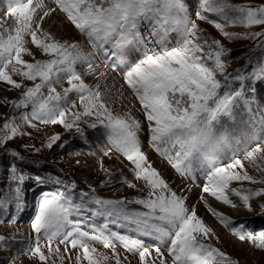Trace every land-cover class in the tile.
I'll return each instance as SVG.
<instances>
[{
    "label": "snow or ice",
    "instance_id": "snow-or-ice-1",
    "mask_svg": "<svg viewBox=\"0 0 264 264\" xmlns=\"http://www.w3.org/2000/svg\"><path fill=\"white\" fill-rule=\"evenodd\" d=\"M52 2L55 7L48 6L44 0H7L6 17L14 18V23L7 25L6 21H0V82L24 90L20 99L12 102L14 109L21 110L19 114L8 117L0 126V146L17 135H28L20 132L18 121L31 127H36L31 123L33 120L61 125L66 130L74 129L82 137L85 135L82 123L94 130L102 129L110 145L104 155L115 151L129 161L135 180L143 183L138 187L136 183L124 182L138 192L147 189V195L131 199L103 198L96 188L90 187L89 191L80 190L77 197L75 182L57 179L61 190L42 194L31 223L34 238L26 242V254L40 264H48L53 255L60 253L59 246L53 247L58 241L65 245V252L69 247L82 251V256L75 257L76 264L82 260L87 264H108L110 259L115 264H126L128 257L122 259L116 251L119 243L126 252L137 256L138 264H167L162 246H166L171 264H237L224 251L205 242L214 235L213 229L153 167L142 150L140 136L146 125L154 151L168 160L181 176H194L197 169L202 171L206 178L203 193L231 206H236L233 197L238 198L252 210L250 201L264 197V187H246L243 182L264 185V175L259 179L250 175L244 161L254 164L258 155L264 158V108L258 105L255 87L256 83L264 82V64L247 74L239 70L235 74L227 73L224 57L229 50L220 40L206 36L198 21L212 24L226 39H253L258 41V47L264 48V30L243 36L225 30L233 25L264 28V5L201 0L193 18L185 0ZM57 10L88 36L93 47L103 49L111 45L113 69L124 66V79L141 105L143 124L131 111L116 112L105 99L101 86H90L81 77L78 66H86L90 74L95 72L93 53L86 52L77 42L56 38L43 27L45 18ZM209 14L217 19H211ZM141 20L151 22L152 35L160 50L129 65L126 53L139 38ZM170 37L175 39L172 46ZM29 45L48 58L36 59ZM25 54L34 62L24 59ZM12 74L20 76L21 81L13 79ZM65 80L69 86L57 91L56 86ZM249 80L253 81L251 86L247 85ZM24 81L34 82V86L26 87ZM238 110L248 113L249 120L233 135L226 125L237 123ZM60 139L56 133L45 146L51 149ZM64 143L60 146L64 147ZM6 154L14 161L24 162L25 158L15 150H6ZM101 168L108 175L100 185L103 188L112 183V173L103 165ZM10 169L17 184L19 208L25 177L16 163ZM258 171L264 173V169ZM234 182L239 186H234ZM261 209L264 210V205ZM87 211L92 213L91 222L80 218ZM209 211L241 241L251 240L264 249V231L254 235L243 224L234 226L225 214L212 208ZM111 225L131 229L137 235L113 231ZM140 237L153 243L146 244ZM9 242V238L0 235V246ZM94 243L110 249L111 257L94 255L97 253ZM60 262L64 264L63 256Z\"/></svg>",
    "mask_w": 264,
    "mask_h": 264
},
{
    "label": "rangeland",
    "instance_id": "rangeland-1",
    "mask_svg": "<svg viewBox=\"0 0 264 264\" xmlns=\"http://www.w3.org/2000/svg\"><path fill=\"white\" fill-rule=\"evenodd\" d=\"M45 4L55 7L52 0H44ZM201 0H185L186 5L195 18V12L199 10ZM236 4H250L252 6L264 5V0H230ZM7 0H0V21H6L7 25L14 23V18L6 17ZM211 19H217L212 16ZM46 22L43 27L55 35L56 38L69 42L79 43L86 52L94 54L95 72L90 74L86 66H78V71L84 81L90 86L99 84L101 90L105 93V99L110 106L120 113L131 111L135 118L144 123V115L138 99L135 97L131 89L125 82L124 66L113 69V57L107 64L106 51H112L111 45H105L106 49H98L93 47L88 36L76 29L68 20L65 13L57 10L50 18H45ZM204 34L210 39H218L223 46L228 49V55L224 57L226 61V72L235 74L238 70L244 73H251L255 67L264 64V48L258 47V41L253 39L233 38L226 39L212 25L204 21H198ZM226 31L243 36L245 33H255L264 30L261 26L244 27L241 25L228 26ZM175 36V34H172ZM138 40L133 47L129 48L126 56L129 65H134L145 58L147 54L153 51H159L160 46L156 42L155 36L152 35V24L149 21L141 20L138 25ZM175 44V39L170 37L169 45ZM109 46V47H108ZM35 53L36 59H47L44 54L29 45ZM24 59L34 62L32 57L24 55ZM104 73L105 76H100ZM13 79L18 82L21 77L15 74ZM37 80L35 83H38ZM26 87L34 86V82L24 81ZM253 81H247V85L251 86ZM65 80L61 85H57V91H62L64 87H68ZM239 87V85H234ZM256 99L260 108H264V82L255 84ZM24 88L15 89L5 82H0V126L3 125L5 119L13 115H18L21 110H16L12 106L13 101L20 99ZM46 91V90H45ZM73 95L74 98V94ZM79 108V102L77 101ZM23 111H30L23 110ZM249 120V115L243 110H238L237 123H227L226 127L233 133L238 132L246 126L245 122ZM20 123V132L28 133V135H17L13 140L5 142L0 146V235L9 238L10 242L7 246H0V264H40V262L26 254V242L30 238H34V232L31 228L32 220L37 213L38 204L42 194L52 193L61 190L62 185L57 184L59 179L64 182H75L76 193L78 197L79 191H89L91 188L97 189V194L103 198L119 199L127 197H144L147 195V189L144 192H138L136 189L128 187L124 181L136 183L139 186L143 182L136 181L130 170V162L121 154L112 151L108 156L104 155V150L110 147L106 136L102 129H91L86 124H81L85 135L82 137L74 129L66 130L61 125H45L38 121H32L36 127L29 124ZM59 133L60 141L53 145L51 149L45 145L50 136ZM149 133L145 125V130L141 133L142 150L147 155L150 163L162 175L169 184V187L176 191L177 194L185 196L186 204L191 209L195 207L197 215L213 229L214 235L211 239L205 241L224 251L237 264H264V249L258 248L256 244L248 239L241 241L235 236L230 228L224 227L219 220L212 215L209 208L215 209L228 216L234 226L245 225V230L253 232L254 235L259 231H264V197H254L250 201L252 210L243 206L238 198L233 197L236 206L226 205L221 201H217L210 195L203 193L202 189L206 183L204 173L197 169L194 176H181L173 169L171 164L164 157L160 156L151 146ZM67 142V143H64ZM64 143V147L60 145ZM26 145L30 147H25ZM35 146L34 148L31 146ZM255 144L250 147H254ZM35 149H39L36 151ZM6 150H15L25 159L23 163L14 161V159L6 154ZM16 163L17 169L23 171L24 182L20 192V207H17L16 192L17 184L13 178V171L10 165ZM245 168L250 175L260 178L264 173L258 169H264V158L257 156L254 164L244 161ZM103 168L110 170L112 173V183L106 184L101 188L102 182L108 179V175ZM37 177L40 179L38 180ZM246 187H264V185H251L243 182ZM234 186H239L234 182ZM206 197V198H205ZM131 207H139L132 205ZM77 217H73L76 219ZM80 218H88L91 222L92 213L87 211ZM99 223V221H96ZM113 231H117L124 235L136 236L135 232L125 231L116 225L110 226ZM115 227V228H114ZM85 230H90L85 228ZM15 237V240H11ZM151 245L153 241L148 238L140 237ZM258 243V242H257ZM59 246V255H53L48 264H61L60 256L64 257V264H76L75 257L77 254L82 256L80 249H71L65 252V245L59 244L57 241L53 247ZM97 249L94 255L102 254L111 257V250L105 249L102 244L94 243L92 245ZM116 251L121 258L127 256L126 264H138V258L135 254L128 253L119 244H116ZM161 251L167 261L171 264V258L166 251V246L161 247ZM47 254V249L45 248ZM155 256V252L152 253ZM81 264H87L81 261ZM108 264H115L114 259H110Z\"/></svg>",
    "mask_w": 264,
    "mask_h": 264
},
{
    "label": "bare ground",
    "instance_id": "bare-ground-1",
    "mask_svg": "<svg viewBox=\"0 0 264 264\" xmlns=\"http://www.w3.org/2000/svg\"><path fill=\"white\" fill-rule=\"evenodd\" d=\"M206 198V197H205Z\"/></svg>",
    "mask_w": 264,
    "mask_h": 264
}]
</instances>
